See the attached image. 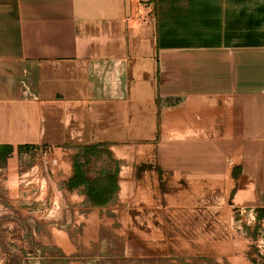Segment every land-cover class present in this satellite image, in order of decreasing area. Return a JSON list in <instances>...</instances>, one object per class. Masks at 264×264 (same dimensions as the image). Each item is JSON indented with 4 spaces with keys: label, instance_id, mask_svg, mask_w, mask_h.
Returning <instances> with one entry per match:
<instances>
[{
    "label": "crops",
    "instance_id": "0c3cea01",
    "mask_svg": "<svg viewBox=\"0 0 264 264\" xmlns=\"http://www.w3.org/2000/svg\"><path fill=\"white\" fill-rule=\"evenodd\" d=\"M0 144L65 155L92 206L172 172L264 224V0H0Z\"/></svg>",
    "mask_w": 264,
    "mask_h": 264
},
{
    "label": "rangeland",
    "instance_id": "374dc122",
    "mask_svg": "<svg viewBox=\"0 0 264 264\" xmlns=\"http://www.w3.org/2000/svg\"><path fill=\"white\" fill-rule=\"evenodd\" d=\"M64 156L0 164V264H264V224L231 206L221 179L138 170L92 206L63 185Z\"/></svg>",
    "mask_w": 264,
    "mask_h": 264
},
{
    "label": "trees",
    "instance_id": "16d2710c",
    "mask_svg": "<svg viewBox=\"0 0 264 264\" xmlns=\"http://www.w3.org/2000/svg\"><path fill=\"white\" fill-rule=\"evenodd\" d=\"M30 145H20L19 150L29 148ZM83 148V152L81 154L84 155L89 150L97 147L93 145H85L80 146ZM14 150V146L12 144H0V164H4L7 162L9 156H11ZM108 178V184L102 185L100 179H94L90 181L84 172H82V168L80 166H76L75 175L69 180V188H79L82 186V191L88 196L89 200L93 205H105L107 204L111 198L113 197L115 191L118 189V185L116 184V174H110L106 176ZM263 215L259 213L257 215L258 219ZM253 263L256 264V260H253Z\"/></svg>",
    "mask_w": 264,
    "mask_h": 264
},
{
    "label": "built area",
    "instance_id": "2783aa9c",
    "mask_svg": "<svg viewBox=\"0 0 264 264\" xmlns=\"http://www.w3.org/2000/svg\"><path fill=\"white\" fill-rule=\"evenodd\" d=\"M42 149H45V148H42ZM41 149V150H42ZM46 151H47V149H45ZM262 241V243L264 244V239L263 240H261ZM262 254L264 255V253L262 252Z\"/></svg>",
    "mask_w": 264,
    "mask_h": 264
}]
</instances>
